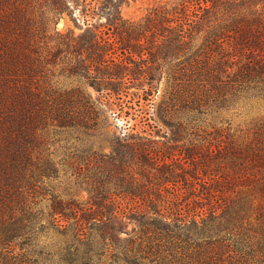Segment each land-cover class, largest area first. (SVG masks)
Instances as JSON below:
<instances>
[{"label":"trees","instance_id":"1","mask_svg":"<svg viewBox=\"0 0 264 264\" xmlns=\"http://www.w3.org/2000/svg\"><path fill=\"white\" fill-rule=\"evenodd\" d=\"M127 1L0 0V264H264V0ZM165 73L160 139L96 143Z\"/></svg>","mask_w":264,"mask_h":264},{"label":"rangeland","instance_id":"2","mask_svg":"<svg viewBox=\"0 0 264 264\" xmlns=\"http://www.w3.org/2000/svg\"><path fill=\"white\" fill-rule=\"evenodd\" d=\"M179 2H182V0H128L123 4L121 9L124 16L138 19L144 16L150 8L160 3H168L170 5H173ZM70 27H73L77 31H80V28L77 27L72 16L66 13L59 20L58 28L65 31ZM168 85V77L165 73L162 78L158 80L159 91L154 96L150 105L143 106V109L141 110H136L139 107L137 103H135L136 109H130L127 106L125 110H130L131 114L127 115L125 112H123L121 114L122 116L120 117H117V113H112L111 111L108 112L107 127L104 128V131H102L98 137L94 138L96 139V143H100L102 141L106 149L110 150V137L123 135L125 131L130 130L128 126H136L139 130L144 129L145 127V129L154 133V138L158 141V139H160L157 132L158 127H162L163 130L168 129V126H166L163 121L159 120L158 117V105L164 98V95L168 90ZM85 87L94 95V97L98 96V92L93 87L87 85ZM132 90H134V88H132ZM132 95L133 94H130L128 97H125V99L134 100L132 98ZM147 111L148 114L146 115ZM145 115L150 118L148 120H145V118H147L145 117ZM221 117L226 120V126L231 123L230 125L233 129L243 128L246 126L247 122H249V118L247 117V115H240L238 110L225 111L222 115H220V118L218 119H221ZM53 148H56L60 152L62 151L63 146L62 144L58 143ZM59 152L57 153V159L61 158L59 156ZM51 184L59 193H64L66 191H68V193H82V196L84 197L86 196V193H88L86 190H83L74 185L71 171L66 164H61L60 173L57 177H53Z\"/></svg>","mask_w":264,"mask_h":264}]
</instances>
